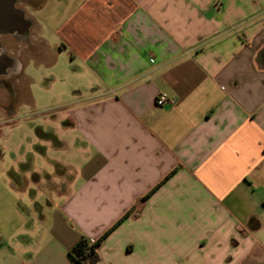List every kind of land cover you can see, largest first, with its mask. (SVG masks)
<instances>
[{
    "label": "crops",
    "instance_id": "crops-1",
    "mask_svg": "<svg viewBox=\"0 0 264 264\" xmlns=\"http://www.w3.org/2000/svg\"><path fill=\"white\" fill-rule=\"evenodd\" d=\"M54 7L34 60L71 95L0 169V264H76L118 221L95 264H264V0Z\"/></svg>",
    "mask_w": 264,
    "mask_h": 264
},
{
    "label": "rangeland",
    "instance_id": "rangeland-1",
    "mask_svg": "<svg viewBox=\"0 0 264 264\" xmlns=\"http://www.w3.org/2000/svg\"><path fill=\"white\" fill-rule=\"evenodd\" d=\"M23 1L29 6L28 10H24L26 17L29 18H38L41 15L48 17L51 15L52 6L54 9V6L61 2V0ZM38 3L43 5L42 9H39ZM33 35L34 28L26 38L8 36L4 39V48L15 63V67H12L8 74L10 92L0 90V169L30 149L29 144L42 142L43 139L36 134L38 131L46 134L48 131L57 130L60 119L57 120L56 115L60 114L63 105L68 104L67 99L71 95L68 82L64 81L62 85L54 81L51 67L35 62V46L28 45L22 49L21 58L18 57L20 50L18 45L35 44L36 39L32 37ZM20 61L24 66L22 73L18 69ZM61 90L64 91L63 96H60ZM2 108L12 112L5 113ZM29 152L25 161L33 167L37 164L48 167L49 161L61 157L59 153L51 150L42 151L38 155L35 145L32 146L31 153Z\"/></svg>",
    "mask_w": 264,
    "mask_h": 264
},
{
    "label": "flooded vegetation",
    "instance_id": "flooded-vegetation-1",
    "mask_svg": "<svg viewBox=\"0 0 264 264\" xmlns=\"http://www.w3.org/2000/svg\"><path fill=\"white\" fill-rule=\"evenodd\" d=\"M14 6L15 8L19 9L20 11H22L24 13V18H26L27 20H30L31 19L29 17H26V13H25V9L28 10L29 6L27 3H25L23 0H14ZM33 28V23L30 24V26L28 27L27 31H23L19 30V32H15L14 34H10V33H2V31H0V90L2 91H8L10 92V84L8 81L9 77L8 74H9V70H12V67L14 66V62L10 59V57L8 56L7 54V50L4 48V39L8 36H13V37H17V38H26L27 36H30V32H31V29ZM29 46H34L35 44L31 43V44H23L22 45H18L20 48L19 50V53H18V57L21 58V52H22V49L24 48H27ZM7 60H11L10 62V66H8V68L6 70H4L2 72L1 70V67L2 66H5V63ZM0 110H1V107H0ZM2 111H4L5 113H11L12 111L10 110H5L2 108Z\"/></svg>",
    "mask_w": 264,
    "mask_h": 264
},
{
    "label": "water",
    "instance_id": "water-1",
    "mask_svg": "<svg viewBox=\"0 0 264 264\" xmlns=\"http://www.w3.org/2000/svg\"><path fill=\"white\" fill-rule=\"evenodd\" d=\"M30 26L29 20L24 18V13L15 8L14 0H0V31L2 33L14 34L20 28L24 32ZM11 60H7L5 66L1 67L2 72L10 66Z\"/></svg>",
    "mask_w": 264,
    "mask_h": 264
},
{
    "label": "trees",
    "instance_id": "trees-1",
    "mask_svg": "<svg viewBox=\"0 0 264 264\" xmlns=\"http://www.w3.org/2000/svg\"><path fill=\"white\" fill-rule=\"evenodd\" d=\"M128 214V213H127ZM120 221L114 224L108 231H106L100 238L94 243H89V240L86 238H81L74 247L69 251L71 259L76 264H95L98 260L96 253L97 248L99 247L102 239L108 234V232L114 228Z\"/></svg>",
    "mask_w": 264,
    "mask_h": 264
},
{
    "label": "built area",
    "instance_id": "built-area-1",
    "mask_svg": "<svg viewBox=\"0 0 264 264\" xmlns=\"http://www.w3.org/2000/svg\"><path fill=\"white\" fill-rule=\"evenodd\" d=\"M167 101V97L165 94H159L157 97H156V100H155V104L158 105V106H161L163 103H165Z\"/></svg>",
    "mask_w": 264,
    "mask_h": 264
},
{
    "label": "clouds",
    "instance_id": "clouds-1",
    "mask_svg": "<svg viewBox=\"0 0 264 264\" xmlns=\"http://www.w3.org/2000/svg\"><path fill=\"white\" fill-rule=\"evenodd\" d=\"M13 67H15V64H14V66Z\"/></svg>",
    "mask_w": 264,
    "mask_h": 264
},
{
    "label": "bare ground",
    "instance_id": "bare-ground-1",
    "mask_svg": "<svg viewBox=\"0 0 264 264\" xmlns=\"http://www.w3.org/2000/svg\"><path fill=\"white\" fill-rule=\"evenodd\" d=\"M17 67V66H16ZM19 69V68H18Z\"/></svg>",
    "mask_w": 264,
    "mask_h": 264
}]
</instances>
